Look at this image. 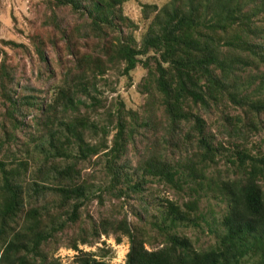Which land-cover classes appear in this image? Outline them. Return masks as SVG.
Listing matches in <instances>:
<instances>
[{
  "label": "trees",
  "instance_id": "trees-1",
  "mask_svg": "<svg viewBox=\"0 0 264 264\" xmlns=\"http://www.w3.org/2000/svg\"><path fill=\"white\" fill-rule=\"evenodd\" d=\"M131 1L38 0L27 42H0V264L111 235L125 264H264V0L144 5L140 43ZM138 70L144 107L109 101Z\"/></svg>",
  "mask_w": 264,
  "mask_h": 264
},
{
  "label": "rangeland",
  "instance_id": "rangeland-1",
  "mask_svg": "<svg viewBox=\"0 0 264 264\" xmlns=\"http://www.w3.org/2000/svg\"><path fill=\"white\" fill-rule=\"evenodd\" d=\"M38 0H0V42L1 41H15L18 43H26L27 36L32 31L31 23L34 20V13L32 11L37 10L33 8V5L37 3ZM173 2V0H132L131 2L125 4L123 7V15L128 18L129 21L138 26V30L135 33V38L137 42H141L144 37L146 30V25L142 21V8L144 5H155L159 8ZM41 8V5H40ZM143 72L138 70L132 76V80L129 81L125 78H120L117 82L116 76L111 78V86L109 88V101H114L121 99L128 110L139 111L144 107L145 97L142 96L138 90L137 86L140 83ZM87 173H91L95 168L93 166L91 169L86 167ZM101 169V168H99ZM101 171V170H97ZM97 184L96 187H99ZM162 187V186H161ZM97 189H95V192ZM163 193V189L159 190ZM112 205L109 201H106L104 205H100L97 201L92 202L84 209L83 214L89 215L93 220H98L102 215L108 214ZM207 204L202 205L203 212L207 213L208 222L207 225L213 226L212 219L217 218L216 206H213V211L207 210ZM124 211L128 215V219L132 220L131 214L129 212V206H124ZM213 212V213H211ZM203 225L202 230L205 234H202L201 229H184L188 235L194 240L198 241L199 244L207 246L214 242V239L207 234L208 226ZM101 249H104L105 257H101ZM146 249L152 250L148 245ZM110 251V253L108 252ZM130 250V241L128 238H122L120 243H117L115 236H102L99 241H96L93 245L89 246H79L78 252L66 248L60 247L54 254V258L59 261V264H77L75 262L76 257L83 253H90L95 255L97 260H101L108 264H125L127 260V255ZM108 252V254H107Z\"/></svg>",
  "mask_w": 264,
  "mask_h": 264
}]
</instances>
